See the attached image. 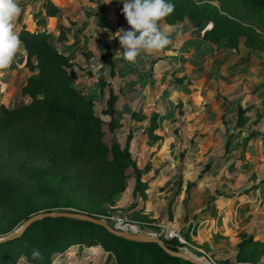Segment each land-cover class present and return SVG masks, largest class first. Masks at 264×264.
<instances>
[{
	"label": "rangeland",
	"instance_id": "obj_1",
	"mask_svg": "<svg viewBox=\"0 0 264 264\" xmlns=\"http://www.w3.org/2000/svg\"><path fill=\"white\" fill-rule=\"evenodd\" d=\"M171 40L161 52L142 53L133 64L136 72L124 73L127 62L116 56L122 49L107 45L81 52L72 68L79 91L92 98L95 114L106 123L105 143L112 149L115 137L122 147L129 145L147 191L135 192L136 178L128 170L123 192L112 198L100 196L89 189L93 181L88 172L76 177L43 158L11 153L5 145L0 149V233L28 207L41 212H90L113 229L121 221L146 238L175 240L168 235L173 231L183 240L178 241L179 252L209 264H264V100L259 97L260 88L254 86L242 95L227 92L209 66L198 84L190 77L181 82L184 76L178 67L188 51ZM172 56L181 62L173 65ZM99 79L111 85L101 86ZM111 89L117 96L114 131L109 126ZM238 104L251 111L246 114L245 128L235 131L227 147V129L235 130ZM246 137L251 139L245 146ZM78 250L74 246L68 251L74 252L72 258L58 255L54 264H104L107 260H92L99 251L96 247L90 250L94 256Z\"/></svg>",
	"mask_w": 264,
	"mask_h": 264
},
{
	"label": "trees",
	"instance_id": "obj_2",
	"mask_svg": "<svg viewBox=\"0 0 264 264\" xmlns=\"http://www.w3.org/2000/svg\"><path fill=\"white\" fill-rule=\"evenodd\" d=\"M169 2L175 5V10L164 20L168 25L184 21L194 26L206 25L202 34L206 43L238 50L244 42L250 51H264V0ZM56 13L54 6H50L48 15L55 16ZM22 19L23 14L17 23ZM68 30L64 25L59 27L60 40L68 38ZM19 38L28 55V68L37 73L28 79L21 92V97L28 98V102L21 100L12 108L0 106V149L6 145L11 153L43 158L51 166L60 167L76 177L88 172L93 181L89 189L96 190L100 196L112 198L123 192L127 186L128 170L136 178L135 192L147 191L148 185L142 180L143 171L132 159L129 145L122 147L115 137L112 149L105 143L103 128L106 123L95 114L92 98L79 91L71 59L49 42L47 34L22 32ZM110 67V76L113 77L114 62L111 60ZM188 78L184 76L181 82ZM99 82L101 86L111 85L103 79ZM116 101L117 96L111 89L108 104L112 131L117 128L114 118ZM250 111V107L237 105L235 130L227 129V147L236 137L235 131H241L247 125L246 114ZM261 118L258 113V120ZM250 139L246 137L243 144L246 146ZM28 209L20 213L17 220L11 221V227L0 233V238L7 237L17 224L30 217L54 211ZM83 214L92 216L90 212ZM164 243L168 249L179 252L181 244L177 239L164 240ZM74 246L102 247L108 255L104 264H109L113 258L116 264H194L169 255L156 243L130 241L98 224L63 217L39 219L20 238L0 243V264H19L21 260L27 264H54L58 255L65 254ZM33 250H39L41 257L33 259Z\"/></svg>",
	"mask_w": 264,
	"mask_h": 264
},
{
	"label": "crops",
	"instance_id": "obj_3",
	"mask_svg": "<svg viewBox=\"0 0 264 264\" xmlns=\"http://www.w3.org/2000/svg\"><path fill=\"white\" fill-rule=\"evenodd\" d=\"M23 19L21 23L16 20V32L32 34H47L49 42L62 54L69 57L72 63L81 52L94 45L115 46L117 51L121 48L115 33L121 27L129 26L124 16L122 0H20ZM54 6L57 10L55 16H49L48 10ZM64 25L68 30V38L60 40L59 27ZM161 29L168 28L165 21L161 22ZM206 25H192L188 21L179 22L168 30L171 37L180 42L188 51L185 57L174 58L181 62L178 70L183 76H189L191 82L198 84L204 77L209 66L217 73L219 83L228 89L227 92L242 95L255 86H259V97L264 100V51L249 50L241 42L238 50L226 49L224 45H212L206 43L202 34ZM175 54V53H171ZM175 56V55H174ZM28 55L23 46L13 64L0 75V106L12 108L21 100L28 102V98H22V89L27 85L28 79L37 71L32 72L28 66ZM36 63V60L34 59ZM128 64V65H127ZM123 65V72L137 71V67L127 63ZM108 82V81H107ZM250 97V96H249ZM94 248V247H92ZM92 248L81 249L78 252L94 256ZM99 251L92 260L96 262L101 258L106 260L107 253L102 247H96ZM74 252H68L61 256L72 258ZM90 257V256H89ZM61 258V257H60ZM59 259V258H58ZM58 260H56L57 263ZM94 262V261H93ZM116 261L112 259L109 263ZM72 264V263H68Z\"/></svg>",
	"mask_w": 264,
	"mask_h": 264
},
{
	"label": "clouds",
	"instance_id": "obj_4",
	"mask_svg": "<svg viewBox=\"0 0 264 264\" xmlns=\"http://www.w3.org/2000/svg\"><path fill=\"white\" fill-rule=\"evenodd\" d=\"M121 15L128 29L119 28L118 38L122 51L116 56L130 64H136L141 54L161 52L171 43L168 28L162 30L161 22L170 16L175 5L169 0H122ZM20 0H0V75H3L16 60L23 42L16 32V20L21 15ZM33 259L41 257L39 250H33Z\"/></svg>",
	"mask_w": 264,
	"mask_h": 264
},
{
	"label": "water",
	"instance_id": "obj_5",
	"mask_svg": "<svg viewBox=\"0 0 264 264\" xmlns=\"http://www.w3.org/2000/svg\"><path fill=\"white\" fill-rule=\"evenodd\" d=\"M46 217H63V218H75V219H80V220H86V221H89V222H92V223H95V224H98L104 227L110 233L118 237L130 240V241H136V242H153V243L158 244L163 250H165L171 256L190 261L194 264H203L200 261L184 253L174 252L168 249L164 241H162L161 239L146 238L142 234H132L129 232L118 230V229H113L109 227L104 221L96 217L83 214V213L53 212V213H40V214L34 215L30 217L27 221H25L18 230H16L15 232H13L12 234L8 235L5 238H0V243L20 238L33 223H35L39 219L46 218Z\"/></svg>",
	"mask_w": 264,
	"mask_h": 264
},
{
	"label": "built area",
	"instance_id": "obj_6",
	"mask_svg": "<svg viewBox=\"0 0 264 264\" xmlns=\"http://www.w3.org/2000/svg\"><path fill=\"white\" fill-rule=\"evenodd\" d=\"M123 223L121 221H119L118 223V227L117 228L118 230H121V231H125V232H129V233H132V234H141V233H138L136 228L132 227V226H129V225H122ZM163 227V226H162ZM165 228V227H163ZM143 235V234H142ZM169 237L171 239H177L178 241H180L181 243L183 242L182 238L175 232L173 231H169L168 233ZM144 236V235H143ZM151 236V235H150ZM153 236V235H152ZM148 238H154V237H148Z\"/></svg>",
	"mask_w": 264,
	"mask_h": 264
},
{
	"label": "bare ground",
	"instance_id": "obj_7",
	"mask_svg": "<svg viewBox=\"0 0 264 264\" xmlns=\"http://www.w3.org/2000/svg\"><path fill=\"white\" fill-rule=\"evenodd\" d=\"M195 259V258H194ZM196 260H198V259H196ZM198 261H200V260H198ZM201 263H203V264H209V263H207V262H204V261H200Z\"/></svg>",
	"mask_w": 264,
	"mask_h": 264
}]
</instances>
